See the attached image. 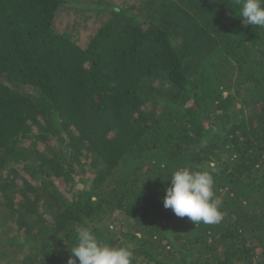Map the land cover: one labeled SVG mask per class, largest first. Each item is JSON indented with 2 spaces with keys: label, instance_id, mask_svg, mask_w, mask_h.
I'll return each instance as SVG.
<instances>
[{
  "label": "trees",
  "instance_id": "16d2710c",
  "mask_svg": "<svg viewBox=\"0 0 264 264\" xmlns=\"http://www.w3.org/2000/svg\"><path fill=\"white\" fill-rule=\"evenodd\" d=\"M238 16L0 0V264H67L77 225L131 264H264V28ZM185 167L213 175L220 223L163 207Z\"/></svg>",
  "mask_w": 264,
  "mask_h": 264
},
{
  "label": "clouds",
  "instance_id": "9594fccd",
  "mask_svg": "<svg viewBox=\"0 0 264 264\" xmlns=\"http://www.w3.org/2000/svg\"><path fill=\"white\" fill-rule=\"evenodd\" d=\"M244 25L264 28V0H235ZM204 146V145H202ZM162 205L175 216L194 224H218L223 219L222 201L215 196L214 178L206 170L181 168L171 174ZM75 245L69 249L67 264H131V246L114 247L101 244L86 226L75 228Z\"/></svg>",
  "mask_w": 264,
  "mask_h": 264
},
{
  "label": "rangeland",
  "instance_id": "374dc122",
  "mask_svg": "<svg viewBox=\"0 0 264 264\" xmlns=\"http://www.w3.org/2000/svg\"><path fill=\"white\" fill-rule=\"evenodd\" d=\"M71 12H68L67 14H64V15H62V16L59 17V19L56 22V27L58 29H66V26H68V27H72L73 26V22L70 21V19H69L70 16H73V15H70ZM78 16L80 17L79 14H78ZM87 25L89 26V24H87ZM10 167H11V164L2 165L0 163V169L2 170V168H4L3 171L4 170L7 171Z\"/></svg>",
  "mask_w": 264,
  "mask_h": 264
}]
</instances>
